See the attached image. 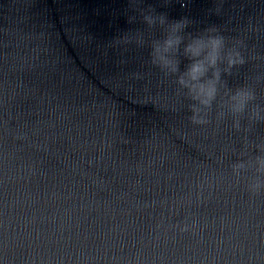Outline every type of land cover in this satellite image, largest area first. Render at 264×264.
Returning a JSON list of instances; mask_svg holds the SVG:
<instances>
[{"label": "clouds", "instance_id": "1", "mask_svg": "<svg viewBox=\"0 0 264 264\" xmlns=\"http://www.w3.org/2000/svg\"><path fill=\"white\" fill-rule=\"evenodd\" d=\"M144 0H128L132 15L129 24L140 23L143 29L124 32L114 38L110 46L135 45L149 48V63L159 69L165 78L172 79L178 101H186L194 126H216L231 117V127L242 133L243 145L239 152L232 149L237 159L231 164L232 175L239 181L246 179V191L250 196L264 194V139L251 137L257 125H264V101L259 100L256 85L264 84V72L244 75L243 83L229 86L228 77H239L240 69L246 64L264 62V55L250 46L248 35L227 36L221 26L209 25L197 32L187 31L193 24L190 17L170 20L166 12H157L152 5L143 7ZM167 7L172 0H160ZM224 0H216V7L210 9L220 15ZM159 30V34H157ZM260 31L249 22L245 32L255 36ZM182 60L187 63L181 69ZM123 62V61H121ZM140 78V74H136ZM173 111H177L173 106ZM251 171L253 175L246 177ZM193 221V226L195 225ZM179 227V226H177ZM189 230L185 224L181 232Z\"/></svg>", "mask_w": 264, "mask_h": 264}]
</instances>
